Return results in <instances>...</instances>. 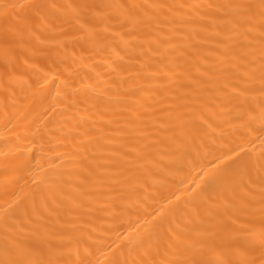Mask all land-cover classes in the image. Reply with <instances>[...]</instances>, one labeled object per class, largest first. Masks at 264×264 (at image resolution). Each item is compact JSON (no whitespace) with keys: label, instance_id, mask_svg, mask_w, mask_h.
Instances as JSON below:
<instances>
[{"label":"bare ground","instance_id":"obj_1","mask_svg":"<svg viewBox=\"0 0 264 264\" xmlns=\"http://www.w3.org/2000/svg\"><path fill=\"white\" fill-rule=\"evenodd\" d=\"M0 264H264V0H0Z\"/></svg>","mask_w":264,"mask_h":264}]
</instances>
